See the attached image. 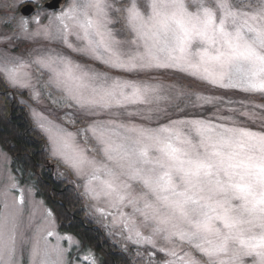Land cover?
I'll return each instance as SVG.
<instances>
[{
	"label": "snow or ice",
	"instance_id": "1",
	"mask_svg": "<svg viewBox=\"0 0 264 264\" xmlns=\"http://www.w3.org/2000/svg\"><path fill=\"white\" fill-rule=\"evenodd\" d=\"M55 19L65 47L128 75L113 78L61 53L33 61L47 71L48 84L63 94V104L88 121L85 139L91 133L98 146L93 151L103 160L88 154L77 140L79 133L49 120L41 126L53 154L81 174L90 197L103 198L139 240L156 247L153 238L163 239L169 247L159 251L172 257L167 264H264V133L229 117L220 119L230 124L191 119L156 127L94 119L115 115L114 110L152 119L149 113L159 110L164 89L141 74L161 69L264 96V0H72ZM117 23L131 39H117ZM20 28L28 32V21L22 20ZM46 32L45 27L32 35ZM27 67L20 62L0 71L12 86L29 88L31 76L22 71ZM168 92L182 102L178 109L196 101L211 103L182 86ZM7 181L0 210V264H22L18 228L25 199L22 193L11 195L15 178L9 175ZM140 227L152 236L143 237ZM55 228L48 212L31 242L30 264H68L60 238L49 243ZM185 244L206 259L184 251Z\"/></svg>",
	"mask_w": 264,
	"mask_h": 264
},
{
	"label": "rangeland",
	"instance_id": "2",
	"mask_svg": "<svg viewBox=\"0 0 264 264\" xmlns=\"http://www.w3.org/2000/svg\"><path fill=\"white\" fill-rule=\"evenodd\" d=\"M51 1L52 0H25L24 2V0H0V69L5 67L9 69L17 68L20 62H26L28 67L22 71H26L30 74L31 87H14L9 83L3 71H0V74L3 76L5 83L10 86L8 88L12 90L11 92L13 95L18 98L19 101H21L20 98H22L24 103L28 104L33 124L46 136L49 143L50 157L53 160L49 162V168L51 167L53 169L55 172L54 174L57 175L56 177L59 180L71 185L75 191H78L77 183L79 181L82 183L83 195L85 198V200L82 201H84L87 206V213L84 214L87 218L91 219L94 227L100 232L107 235L112 234L117 239L121 237V240L131 243L132 246L135 247V257L139 260H143L145 264L154 263L153 258L155 257V253H159L164 257L162 264H167V261L172 259V257L166 256L159 251L160 247H169L165 244L163 239L159 237L153 238L156 247L149 244L146 239L139 240L135 232L130 231L132 226L125 227L124 223L116 217L115 211L107 206L103 198L94 200L90 197L85 187L87 183L86 179H84L81 174L77 173L75 169L67 165L62 159L53 154V143L48 133L45 131V128L41 126L42 124L46 126L49 120L63 125L69 131L79 133L77 140L81 146L87 147L88 154L94 156L97 160H103L102 154H96L91 150L88 141L85 139V128L88 121L82 118L74 108L64 105L60 99L52 95L55 91H60L48 84L47 71L33 61L41 56L61 53L89 69L106 72L113 78H124L128 74L116 69L106 68L99 62L80 56L65 47L59 39L61 25L56 21L55 17L58 16L61 11L67 10L72 0H63L58 10H49L46 8V4ZM117 3H120V0H117ZM26 5L35 7V12L30 16H24L21 13V10ZM22 20L28 21V32H24L20 28ZM37 21L40 23L37 24ZM45 27L48 29V32L42 33L41 35H32L37 30ZM113 27L117 39H131L130 35L122 30V26L119 23L114 24ZM71 39L74 43L76 42L74 36L71 37ZM181 76L188 78L187 80H183ZM144 77L148 78V82L159 84L164 89L161 93L162 98L158 102L159 110L154 113H149L153 116L152 119L145 120L140 115H121L120 110H114L116 112L115 115H99L94 119H113L118 122L156 127L157 125L169 123L171 120L191 119L230 124V120L220 119L221 117H229L235 118L240 126L247 127L254 132L264 133V120L260 118L264 115V99L260 94H249L233 89H221L204 84L193 77L194 80L191 81V76L172 69H161L151 73L141 74V78ZM48 86L51 87L53 91L49 92ZM174 86L177 88L182 86L185 89H190L195 94L207 96L211 99V103L196 101L194 104H182L181 108L178 109L176 104L182 102L174 100L168 92V89ZM193 100H195V96H193ZM140 110L142 112L145 111L143 106H141ZM128 111H135V109L130 107ZM241 113L255 114V116L250 119L246 115H241ZM88 134L91 136V133ZM95 146H97L96 143ZM8 150L9 148H0V210L3 208V193L8 183L7 177L11 175L15 178L17 183L16 188L11 189V195L19 197L22 193L25 199L18 228V238L23 242L18 252V257L22 264H30L31 242L34 238H37V229L42 222V218L45 217L48 212L52 214V218L56 225V235L48 238L49 243L54 245L57 243V237L60 238L59 242L61 246L67 249L66 258L68 264H100L94 253L83 251L79 248L78 241L73 236L64 234L59 230L55 215L42 199L36 197L33 189L20 185L12 172V157ZM59 161L64 167H67L68 175L73 176L71 177L75 180L74 182L70 180L65 171L62 174H59L58 170L56 171V165ZM80 198L82 199L83 197L80 196ZM124 211L130 212V209H124ZM137 223H139V221H137ZM139 231L143 237L152 236L151 231L147 228L140 227ZM67 237L72 238L71 243H69ZM179 243L180 242L177 241V244ZM123 248L126 249L125 247ZM183 250L192 251L193 256L198 259H206L202 257L201 253L194 249H190L186 244L183 245ZM181 255H183V252H181Z\"/></svg>",
	"mask_w": 264,
	"mask_h": 264
},
{
	"label": "trees",
	"instance_id": "3",
	"mask_svg": "<svg viewBox=\"0 0 264 264\" xmlns=\"http://www.w3.org/2000/svg\"><path fill=\"white\" fill-rule=\"evenodd\" d=\"M181 78L187 80L188 77ZM3 80L0 74V148H9L12 172L20 185L33 189L36 197L42 199L55 215L59 230L73 236L83 251L94 253L100 264H145L135 257V247L131 243L100 232L85 216L87 206L82 201L85 200L82 183H77L78 191H75L49 168L52 158L46 136L33 124L28 104L22 98L19 101ZM52 95L62 101L61 92L55 91ZM87 141L91 150L97 148L89 134ZM62 166L59 161L56 171L59 174L65 171L68 175L67 167ZM68 176L75 181L72 175ZM163 259L159 253H155L153 264H162Z\"/></svg>",
	"mask_w": 264,
	"mask_h": 264
},
{
	"label": "water",
	"instance_id": "4",
	"mask_svg": "<svg viewBox=\"0 0 264 264\" xmlns=\"http://www.w3.org/2000/svg\"><path fill=\"white\" fill-rule=\"evenodd\" d=\"M63 0H52L51 2L46 4V8L49 10H58L60 8L61 2ZM35 7L32 5H26L22 10L21 13L24 16H30L34 13Z\"/></svg>",
	"mask_w": 264,
	"mask_h": 264
}]
</instances>
